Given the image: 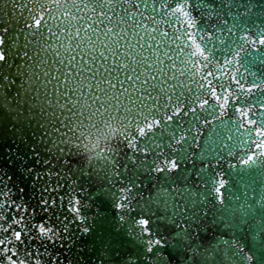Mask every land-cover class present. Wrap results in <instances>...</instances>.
I'll return each instance as SVG.
<instances>
[{"label": "water", "instance_id": "obj_1", "mask_svg": "<svg viewBox=\"0 0 264 264\" xmlns=\"http://www.w3.org/2000/svg\"><path fill=\"white\" fill-rule=\"evenodd\" d=\"M251 2L253 12L246 23L255 36L264 32V0ZM163 3L164 0H75V6L70 7L71 0L67 3L65 0H19V4L15 0H0V27L8 28L7 32L0 33L5 39L7 57L0 62V173L12 177L10 186L28 185L24 194L14 190L13 199L24 195L29 210L36 204L40 185L58 178L45 176L44 181L38 180L36 187H32L30 182L36 172L50 169L66 174L61 181L63 187L49 197H57V207L49 213L38 210L35 220L49 214L53 220L57 214L61 218L65 214L71 217L66 207H59V197L74 188L82 203L86 201L88 205L84 211L90 225L86 234L74 223L67 234L61 232L54 241L46 237L25 240L26 250L20 252L25 264L37 261L39 264H205L206 261L207 264H238L240 246L254 256L244 264H257L264 253V167L247 168L235 156H226L229 149L222 148L229 144L235 153L240 139L246 136L229 119L234 113L226 111L223 120L211 124L204 122L207 113L181 114L182 118H174L178 123H169L167 128L186 136V142L176 144L166 134L159 138L157 149L165 156L178 155L179 169L155 173L141 163L142 159L150 161L154 157L141 156L139 152L144 138L138 136V121L145 115L149 120L161 115L167 119L168 109L175 107L172 103L175 95L172 101L167 100L174 91L173 85L181 82L191 85L193 81L189 77L197 71L186 63L191 59L187 56L188 49L180 47L187 40L183 35L184 25L166 14ZM44 7L55 10V20L49 18L53 14L45 12ZM109 7L115 11H109ZM29 9L48 19L54 34L48 32L44 38L32 36L25 48V38L31 30L23 28L20 13H27ZM126 10L135 13V17L126 14ZM121 20L128 23L118 25ZM231 23L229 18L228 26ZM108 26L113 31L106 35ZM124 30H128L130 39L121 41ZM253 55L264 58V50ZM223 56L230 58L227 52ZM244 63L250 66V73L256 74L245 75L246 86L254 81L264 84V62L258 59L252 64L249 57ZM131 67L138 69L139 79L126 78ZM116 76L124 81L122 86L114 79ZM152 85L167 91L157 92ZM93 90L99 100L93 99ZM149 91L152 96H147ZM249 95L257 106L264 102V92ZM261 114L264 113L258 116ZM110 116L115 118L109 120ZM105 121L114 124L118 134L108 142L103 155L92 158L83 147L85 136L105 129ZM229 136L231 140L227 139ZM133 137L135 142L130 146ZM108 149H115V153ZM113 154L114 162L111 161ZM103 156H109V160L101 159ZM28 167L32 173L26 171ZM219 179L226 181L222 189L224 203L219 202L214 191ZM202 180L209 181L207 186ZM128 185H134L132 205L136 211L131 215L141 212L140 218L149 219V227L157 237L168 239V244L159 249L161 255H155L154 249L146 257L143 241L128 236L126 225L118 219L121 212L115 206V194ZM205 193H210L207 199H204ZM28 196L33 199L27 200ZM189 203L198 209L199 219L191 210L182 214ZM64 204L67 205V200ZM182 227L196 233L191 240L184 236ZM188 244L198 250L195 256L186 247ZM232 244L237 245L235 252L230 247ZM29 253L38 255L33 259Z\"/></svg>", "mask_w": 264, "mask_h": 264}, {"label": "snow or ice", "instance_id": "obj_2", "mask_svg": "<svg viewBox=\"0 0 264 264\" xmlns=\"http://www.w3.org/2000/svg\"><path fill=\"white\" fill-rule=\"evenodd\" d=\"M65 2L67 3L68 0H65ZM15 3L19 4V0H15ZM73 6H75V0H71L70 7ZM24 7L27 6L25 5ZM84 7L87 9L88 5L85 4ZM162 7L166 14L173 18L174 22L179 20L184 25L183 35L187 37V40L180 47L188 49L187 56L191 59L187 60L186 63L191 64L192 69L197 71L192 72L189 77L193 81L191 85L186 82L173 85L174 91L168 95L167 100L172 101V96L175 95L176 99L172 101L175 107L168 109L167 119L161 115L159 118L153 116L149 120L148 116L145 115L143 120L138 121V136L144 138L139 152L141 156L154 157L150 161L142 159L141 163L146 164L149 171L155 173L172 172L179 169L178 155L165 156L163 153L157 152L159 138L166 134L176 144L182 145L187 140L186 136L178 135L175 129H169L167 125L172 122L178 123V120H174V118H182L181 114L186 116L189 113L198 115L207 113L209 115L204 122L205 124H211L215 121L223 120L225 112L230 111L234 113V116H229V119L236 123L237 129H242L246 136L240 139L235 153L232 152L229 144H224L222 148L229 149L226 156H235L243 166L250 169L264 167V114L258 116V113H264V102H260L259 106H257L256 102L251 101L249 95H254L256 91L264 92V84L254 81L250 86H246L247 81L244 79L245 75L250 73V66L246 67L244 63L246 58L250 57L252 64L258 59L264 62V58L253 55L254 53L259 54L264 50V32L253 36L251 35V28L246 23L253 12V3L251 0H224L223 3L220 0H164ZM43 10L53 14L49 17L50 19H56L54 9L44 7ZM109 11L114 12L115 10L109 7ZM193 13H196V15H193ZM126 14H130L133 18L135 17V13L127 12V10ZM20 15L23 18V28L31 30L28 33V37L25 38V48L28 46L29 38L32 36L39 35L44 38L48 32H53L54 34L48 19L36 13L35 10L29 9L27 13L21 11ZM104 15L107 16V13H104ZM229 18L232 20L231 26H228ZM120 23H128V21L121 20L118 25ZM133 23H135V20H133ZM129 28H132L131 24H129ZM7 31L6 25L0 27V33ZM112 31L113 27L108 26L106 35ZM124 32L125 34L121 36V41L130 39L128 30H124ZM116 34L120 35V32L117 31ZM4 45L5 39L0 36V62H4L7 59ZM224 52L229 53L230 58L223 56ZM165 54L167 55V53ZM25 55L29 54L25 52ZM100 56L103 58L104 54L101 53ZM181 59L183 60V56ZM94 62L95 58H93ZM119 66L117 64V67ZM241 69L244 70L241 71ZM250 74L252 76L256 75L254 72ZM109 75L111 76V72H109ZM125 75L128 80L139 79L140 77L136 67L129 68ZM152 78L155 79V77ZM114 79L121 86L123 85L124 81L119 76L114 77ZM165 79L167 81L168 77H165ZM172 79L174 80L175 77H172ZM4 80H8V77L4 76ZM104 80H108V77H104ZM108 82L113 88L116 87V84L112 83L111 80H108ZM101 83H103V80H101ZM233 84L237 87L234 88ZM151 87L157 92L167 91L166 88H160L157 85H152ZM95 88H98V85L94 86ZM175 89L180 90L175 91ZM147 96H152V92L149 91ZM92 97L94 100H99L95 90L92 91ZM100 107L103 108L104 105L101 103ZM29 108H31V105H29ZM121 115L124 114L121 113ZM113 118L115 117L110 116L108 119ZM121 124L123 125L124 121H121ZM107 125V121H105V126ZM41 127H43V124H41ZM227 139L231 140V136ZM134 142L135 137L129 141L130 146ZM60 151H64V149H60ZM108 151L115 153V149H108ZM179 151L177 149V152ZM101 159L108 161L109 156H103ZM115 160L116 157L113 154L111 161L114 162ZM44 163L47 164L48 160H45ZM64 163H67V160H64ZM132 163L135 164V159L132 160ZM113 166L115 165L113 164ZM229 166L232 168L236 167L235 164H230ZM26 171L32 173L33 170L28 167ZM65 175L58 171L54 173L50 169H46L44 172H36L30 182L32 187H36V181H44L45 176H56L58 178L54 182L49 179L40 185L36 193V204L31 206V210H29V205L25 202L24 195H16L15 199H13L14 190L16 193L24 194L25 187L28 185L16 187L13 184L10 186L8 182L12 180V177L6 173H0V264H25V261L20 259V252L26 250L25 240L31 241L46 237L49 241H54L61 232L67 234L70 226L74 223L81 233L86 234L90 231L89 217L84 211L88 205L86 201L82 203L81 199L75 194L74 188L59 197V207H66L67 212L72 214L71 217L65 214L61 218L57 214L56 219L53 220L52 215L49 214L46 217H41L40 220H35L38 210L49 213L50 209L57 207V197H49L52 192H58L63 187L61 181L65 179ZM201 182L205 186L209 183L207 180H202ZM216 184L217 186L214 189L216 198L220 203H224L222 189L225 188L226 181L219 179ZM133 186H124L119 193L115 194V206L121 212L118 219L126 225L125 231L128 236L134 240L143 241V250L146 257L147 254L153 253L154 249H156L155 255H161L159 249L168 244V239L163 236L157 237V233L149 227V219L140 218L142 216L141 212L131 215V213L136 211V206L132 205L134 198ZM208 195L210 193H205L204 199H207ZM32 199V196L27 197L29 201ZM65 200H67V205L64 204ZM195 203L202 204V201H195ZM177 207L179 208L180 205H177ZM184 208L185 211L182 214L186 215L187 211L191 210V214L196 219H199V215H197L198 209L192 208L191 203L185 205ZM182 231L188 240H191L196 234L194 231L186 230L183 227ZM30 233L35 234L30 235ZM16 242H19V245ZM262 244H264V241H262ZM186 247L192 249L193 256L197 254L198 250L193 249L191 244L186 245ZM230 247L234 252L237 250V245L235 244L230 245ZM29 254L33 256V259L38 255V253ZM239 257L238 264H244L245 261L251 262L254 258L253 255L245 253L242 246L239 247ZM36 264H39V261ZM205 264H207V261ZM257 264H264V253H261V258L257 261Z\"/></svg>", "mask_w": 264, "mask_h": 264}, {"label": "clouds", "instance_id": "obj_3", "mask_svg": "<svg viewBox=\"0 0 264 264\" xmlns=\"http://www.w3.org/2000/svg\"><path fill=\"white\" fill-rule=\"evenodd\" d=\"M118 134V129L114 124H108L105 129L100 130L98 133H92L85 136L86 143L83 147L86 153L92 158L103 155L107 151V144L111 139H114Z\"/></svg>", "mask_w": 264, "mask_h": 264}]
</instances>
